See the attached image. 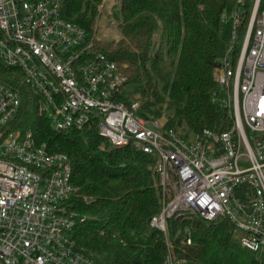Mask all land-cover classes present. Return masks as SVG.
Masks as SVG:
<instances>
[{"label":"built area","instance_id":"1","mask_svg":"<svg viewBox=\"0 0 264 264\" xmlns=\"http://www.w3.org/2000/svg\"><path fill=\"white\" fill-rule=\"evenodd\" d=\"M64 2L0 0V63L21 72L38 115L56 132L95 125L113 146L156 157L161 200L150 226L166 237L163 264H184L169 228L182 218L228 219L241 246L264 255V0H254L243 34L241 7L230 14L232 41L214 72L212 101L228 111L230 128L196 133L127 102V76L63 17ZM21 105L20 92L0 80V264H113L77 247L73 232L85 218L69 206L78 190L70 159L38 144L30 130H10ZM183 233L190 243V230Z\"/></svg>","mask_w":264,"mask_h":264},{"label":"trees","instance_id":"2","mask_svg":"<svg viewBox=\"0 0 264 264\" xmlns=\"http://www.w3.org/2000/svg\"><path fill=\"white\" fill-rule=\"evenodd\" d=\"M103 1L65 0L62 14L82 27L93 48L115 61L127 76V102L138 101L145 115L165 118L167 127L194 133L230 128L228 111L212 101L218 89L214 72L227 51L221 18L241 7L243 34L254 0H120L114 16L121 37L97 40ZM17 74L22 77L19 70L0 63V80L22 97L10 130H30L38 144L69 157L72 183L78 189L69 206L85 218L74 230L77 247L113 264H163L166 237L150 226L161 200L156 157L131 145L113 146L95 125L56 132L38 115L35 93L18 83ZM32 101L36 118L29 120ZM184 227L190 230V243ZM169 228L175 255L184 264H264V255L241 246V232L228 219H173Z\"/></svg>","mask_w":264,"mask_h":264},{"label":"rangeland","instance_id":"3","mask_svg":"<svg viewBox=\"0 0 264 264\" xmlns=\"http://www.w3.org/2000/svg\"><path fill=\"white\" fill-rule=\"evenodd\" d=\"M119 2L120 0H104L102 5H100L99 7L100 15L97 18V24H96L97 29L95 33V37L97 40H113V39H119L121 37V32L120 29L118 28L119 21L114 16L115 12L117 11L116 6H118ZM234 30H235L234 17L230 15L228 17V22L221 24V29H220V33L227 44H229L232 41V34ZM17 78H18V83L21 84L22 82L21 75L17 74ZM36 107H35V101H32L29 107V111L31 113L30 116L31 118L29 120H34L36 118L35 115L33 114ZM161 121L165 122V118L161 119ZM22 131L25 132L27 130L24 128V130L22 129Z\"/></svg>","mask_w":264,"mask_h":264}]
</instances>
